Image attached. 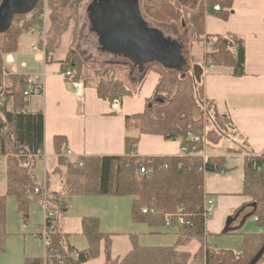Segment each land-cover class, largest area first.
Wrapping results in <instances>:
<instances>
[{"label":"trees","instance_id":"1","mask_svg":"<svg viewBox=\"0 0 264 264\" xmlns=\"http://www.w3.org/2000/svg\"><path fill=\"white\" fill-rule=\"evenodd\" d=\"M6 0H0V7ZM86 0H36L33 15L19 13L14 16L12 25L4 32L0 50L16 53L19 50L20 38L37 25L43 24L46 9L54 27V18L58 16L63 4L78 13L81 4ZM146 16L162 24L178 25L187 23L194 44L202 48L211 46L203 61L191 60L200 65L203 71L206 66L230 68L234 77L246 75V48L244 41L234 34L226 36H209L205 31L206 5L202 0L194 10L182 9L175 0H143ZM212 2V5H215ZM232 1L224 3L226 9ZM228 11L217 14L227 20ZM75 20L76 17L74 18ZM78 26V25H77ZM67 30V27L59 34ZM77 31H74V43L69 51L63 70L73 67L77 71L76 80L85 85L96 84L99 98L111 103L116 99L134 96L136 93L117 78L115 69L107 67L96 69L93 76H86L87 66L76 49ZM58 48L56 41H49L47 53H54ZM2 58L0 55V72ZM149 70L160 76L161 86L166 87L164 100L147 101L143 114L127 117V128H137L142 134L162 136L166 141L179 142L183 148L196 149L198 155L176 157H138L135 156L139 139H126V154L122 157H86L83 165L80 161L72 163L63 153L66 138H55V151L59 157V167L54 174L66 180V195L49 194L51 207L65 210L67 199L75 196H117L131 197V218L135 223L146 224L152 228L166 226L165 216L174 215L183 209L190 225L180 226L174 220L173 225L179 229L178 239L172 247H142L138 238L132 237L133 249L123 259H112L111 234L100 230V220L95 217L83 221V235L88 240L89 248L79 252L69 242V236L58 231L50 233L46 244L47 253L60 255L61 260L27 259L25 264H85L101 254L102 242H105L107 264H250L264 246V231L243 236L242 251L211 249L206 243V220L204 205L206 199L205 184L208 174L226 169V158L222 156L203 157L208 143L207 132L212 126L221 137L228 136V117L219 114L215 101L205 94L203 79L195 70L169 68L161 63H151ZM26 77L12 78V96L0 99V160L7 162V196H15L19 213L24 221L28 219V208L31 202L42 197L36 189L42 187L34 173L36 155L45 150V118L43 114L27 112L28 103L24 102V91L27 87ZM143 81H140V85ZM140 88V87H139ZM139 88L137 92L139 91ZM15 99L13 110L8 109L11 99ZM200 110L199 118L196 111ZM246 150L230 148L229 153H249ZM27 163L28 167H24ZM145 166L148 173L141 174L139 167ZM65 168V171L63 170ZM245 196L255 205L251 218H256L259 228L264 230V155H251L245 166ZM7 196H0V254L6 250L7 240ZM154 210L155 214H144L143 210ZM240 211L236 212L237 215ZM227 234H231L228 232ZM201 243L200 250L193 256L182 252L180 247L191 241ZM78 257H74V254ZM258 264H264V256Z\"/></svg>","mask_w":264,"mask_h":264},{"label":"crops","instance_id":"2","mask_svg":"<svg viewBox=\"0 0 264 264\" xmlns=\"http://www.w3.org/2000/svg\"><path fill=\"white\" fill-rule=\"evenodd\" d=\"M103 1L106 0H93L88 5L87 12H90V15L87 17L90 21V30L81 18L79 23H68L67 30L61 36L51 32V22L46 23L48 31L46 34H42L38 28L39 25H37L20 38L18 52L12 53L15 54L18 61H24L28 64L25 71L27 75H45V93L43 96L31 100L27 112L43 114L45 118V150L42 152V157L36 158L34 173L38 180L36 169H38V166H42L44 174L43 176L40 175L39 178L43 177V183H40L39 180L37 182L45 186L51 195H66L65 178L54 174V171L59 167V157L55 151V138L58 136L66 138L63 153L72 163L86 157L125 156V144L128 137L139 139L135 156L146 158L182 155L183 147L179 142L166 141L158 135L142 134L137 128H127V117L143 114L148 100L153 99L154 103L158 99L164 100L166 87L161 86L159 74L149 70L150 63L135 66L134 63L124 57L100 51L98 37L93 30L90 16L92 15V9ZM131 1L138 3L141 17L150 29L160 31L166 38L178 41L171 34L166 33L165 29L171 28L167 25L157 24L146 17L141 0ZM194 1L183 0L182 3L187 4L186 9L191 10V8L196 7V10L202 0H199L197 4L196 2L194 4ZM34 4L35 2L24 8V13L27 12L28 17L35 13L33 11ZM192 5L196 6L190 7ZM83 6H86V4H83ZM227 13L229 14L227 20L214 14H207L205 31L209 36L234 34L244 41L246 75L237 78L233 76L232 69L222 67L206 66L202 71L200 65H194L191 60V57H194L197 61H203L204 59L205 55L203 54L201 57L195 55L196 47L191 49V66L184 58L186 60V70L196 71L198 77L203 79L206 97L215 101L219 114L229 119L228 136H219L212 126H209L207 132L208 143L205 155L226 158V169L208 174L205 184L206 198L213 199L215 207L213 214L206 220V243L215 251L220 250L212 245L210 238L211 236L225 234L224 231L229 219H232L229 232L242 236V244L244 235L257 234L247 233L244 230L249 228L248 231L257 232V228H259L257 219L251 218L254 205L251 199L244 194L245 166L247 158L251 155H264V0H234ZM77 25H79V31H77ZM74 31H77L76 49L90 69H99L91 67V65L98 62L103 67H112L117 70L121 68L120 70H124L128 75V84L122 81L136 94L120 99L118 109L114 108L113 103L99 98L95 83L85 85L84 97L81 101L77 97L72 83L64 78L62 74L63 65L74 43ZM3 34L4 32L0 31V42L4 40ZM67 37L71 41L65 46L64 38ZM49 41H56L58 48L54 52L53 61L47 63L44 48ZM33 47H37V50H33ZM62 52L63 56L61 58ZM59 56L60 58L57 60ZM86 56L87 58H85ZM97 57L96 61L95 58ZM91 71L89 70L87 73ZM140 81H143L141 86H139ZM138 88L139 91L137 92ZM196 116L199 118L200 110L196 111ZM225 142H229L230 145H225ZM244 145L248 146L251 152L250 155L246 152L243 154L228 152L230 148L246 150ZM66 151L70 152V156L66 154ZM0 163L4 166V171L1 170L0 166V184L2 185L0 196H6V159L0 160ZM63 170L65 171V168ZM132 200L131 197H129V201H126L117 196H75L68 198L66 200L67 208L63 210L64 215L61 218V226L57 227V231L68 235L70 244L77 251H86L89 248V243L83 235V221L86 218H98L101 232L112 235L111 253L113 261L123 259L133 249V236H136L139 240L140 236L148 235L145 233L137 234L138 229L148 231L150 228L152 229L150 232L152 236L157 234V230L163 229L152 228L146 224L133 221V224H131L129 221L127 224L132 225V231L134 232L129 234L112 232L113 230L108 228L109 222L116 224L117 220L121 218L115 217L114 219L109 216L117 215V207L121 206V209L125 210L123 215L127 216V219L125 217L121 220L123 223L127 221L128 216L131 218ZM238 211L240 212L236 215L235 213ZM30 217L34 218L33 212L26 221L22 219L24 225L21 227V232L26 239L34 235L32 226L29 223ZM146 226L148 228H145ZM164 229L173 230L176 238L173 245L140 246H174L178 239L179 229L175 226L170 228L165 226ZM259 229V233L264 231L261 228ZM42 233L43 229L40 233L35 234L37 241L42 238ZM10 236L11 234L8 232L6 250L0 254V264H25L27 259H45L47 257L46 245L44 256H42L44 249H37L34 253H30L27 249L20 248L18 243L11 241ZM200 248L201 243L193 240L189 245L180 247L179 250L194 256ZM226 251H233L237 254L241 252H236V250ZM85 264H107L104 241L102 242L100 256Z\"/></svg>","mask_w":264,"mask_h":264},{"label":"rangeland","instance_id":"3","mask_svg":"<svg viewBox=\"0 0 264 264\" xmlns=\"http://www.w3.org/2000/svg\"><path fill=\"white\" fill-rule=\"evenodd\" d=\"M92 1L93 0L84 1L81 4V6L79 7L77 14H75V12L69 7L68 4H63V6L61 7L60 13L58 14V16H56L54 18V21H55L54 27H53L51 19H50V13L51 12L48 9H46L45 14L43 16V24L41 25L40 32L42 34H46L48 32L47 27H46V23L48 24L49 22H51V32L57 33L59 35L63 31V29L67 26L68 23H70V22L71 23H73V22L79 23L80 18L86 24V27L88 28V30H90V27H91L90 21L87 17L90 15V12H87V8H88V5ZM175 1L180 5V7L182 9H186L188 7L187 4L182 3L183 0L182 1L181 0H175ZM119 2L123 6L127 4L130 7H133V5H131L130 0H119ZM141 2H142V6H143V12L145 14L143 0H141ZM195 2L197 4V2H199V0H195L194 4H195ZM83 4H86V6H83ZM133 4H135L138 7V4L136 2H134ZM193 6H196V5H192L190 7H193ZM195 8L196 7L191 8V11H194ZM187 10H189V9H187ZM75 17L77 20L74 19ZM141 20L143 21L144 19L141 17ZM149 20H151V19H149ZM151 21H153V20H151ZM153 22H155V21H153ZM155 23H157V22H155ZM157 24H162V23H157ZM162 25H167L169 28H171V29L167 28V30L165 29L166 33L171 34V36L176 38L178 41H174L173 39L166 38V36L163 35L162 32L152 29L151 31H149V34H148V39H147L148 40V42H147L148 46L155 48L162 41H169L172 45H175L177 47V49L179 48V45L181 47L183 46L182 47V49H183L182 54H183L184 58L187 60L188 65L191 66L192 63L190 61V57H191L190 46L192 45V41H191V36H190V26L187 23H183L180 25H178L176 23L162 24ZM95 27L99 28V25H96ZM148 27H149V25H148ZM164 28H166V27H164ZM77 31H79V25L77 26ZM69 41H71L70 38H68V37L66 39L64 38L65 46L68 45ZM211 46L212 45H208L204 49V48L198 46L197 44H194L193 47H196L195 55H197L198 57H201L202 54L205 55L206 52L211 50ZM99 49H100V51H102L101 47ZM63 52H64V50H63ZM63 52H62V54L60 53L61 58L63 56ZM59 58H60V56L57 58V60H59ZM85 58H87V56ZM95 59L97 61L98 57ZM185 64L182 67L174 66L175 65V61H174V65L168 66V67L174 68L177 70L180 68H184V70H185L186 69ZM86 66L88 67V65H86ZM91 67H95V68H99V69L107 68V67H103V65L99 64L98 62L91 65ZM88 68H86V69H88ZM120 69L121 68H118V70L117 69L115 70V74H116L117 78L120 80H123L126 84H128V82H127L128 75L126 74V72L124 70H120ZM89 70H92V71L90 73H87V71H89ZM89 70H85V73H86V75L91 77V76H93V71L96 69H90L89 68ZM225 145H230V143L225 142ZM202 155L204 157L205 153ZM0 166H1V170L4 171V166L3 165H0ZM36 174L38 176L39 182L43 183V177L39 178L40 175L43 176V174H44L42 166H38V169H36ZM36 180H37V178H36ZM1 187H2V185L0 184V188ZM88 197H91V196H88ZM122 198L125 199L126 201H129V197H127V196H124ZM32 212L34 213V218L30 217L29 223L32 226L34 235L31 236L29 239H26V237H24L23 233L21 232V227L24 225V223H23L21 214L19 213L17 199L15 196H12V195L7 196V214H8V226H7L8 229L7 230L11 234L10 240L15 242L16 244L18 243L20 248H23V249L25 248L30 253H34L37 249H40V250L44 249L43 255H42V256H44L45 255V245L47 242L45 241V238H41L37 241L36 235H35V234L40 233L41 229L44 230V228H45L46 212H45V203H44L43 198H41V200H36V201H33L30 203L29 208H28V216ZM124 212H125V210L121 209V206H120V207H117L116 213L118 216L114 215V216H109V217H112L114 219H115V217H118V218H121L122 220L125 219V217H126V219H127V216L123 215ZM119 213H120V215H119ZM55 215H56L57 227L58 226L60 227L61 226L60 225L61 224L60 223L61 218L63 217L64 212L61 209H56ZM121 219H118L116 224L109 222L108 228H110V230H113L112 232H115V233H125V234L128 233L129 234V233L134 232V231H132L133 229L131 227L132 226L131 224H133V222H132L130 216H128V220L125 221L124 223ZM129 221L131 222V224H130L131 226H129V224H127V222L129 223ZM145 228H148V226H146ZM159 229H162V228H159ZM151 230L152 229L149 228L148 231H142L140 229H138L136 231V232H138L137 234H144V233L148 234L147 236H140L139 237L140 238L138 240L139 245L169 246V245H173L176 241L173 230H165L163 227L162 230H157L156 231L157 234L153 235V236L150 233ZM244 230L247 233H259L260 232L259 228H257V232L248 231V230H250L249 228H245ZM8 232H7V234H8ZM210 242H212V245L219 250H236V252L242 251V236H240V235L222 234L220 236H211ZM25 245H27V246H25Z\"/></svg>","mask_w":264,"mask_h":264},{"label":"water","instance_id":"4","mask_svg":"<svg viewBox=\"0 0 264 264\" xmlns=\"http://www.w3.org/2000/svg\"><path fill=\"white\" fill-rule=\"evenodd\" d=\"M35 1L6 0L0 7V31L5 32L12 25L14 16L24 13V8ZM106 2L108 4L105 6L103 3L95 6L90 16L102 52L124 57L136 66L161 63L168 67L174 65L175 61L174 66L182 67L186 63L180 45L177 49L169 41H162L155 48L148 46V34L152 29L141 20L139 7L133 4V1H131L133 7L127 4L123 6L116 0ZM96 25H99V28H96ZM231 223L232 219H229L225 234L231 230ZM263 256L264 246L250 264H258Z\"/></svg>","mask_w":264,"mask_h":264},{"label":"built area","instance_id":"5","mask_svg":"<svg viewBox=\"0 0 264 264\" xmlns=\"http://www.w3.org/2000/svg\"><path fill=\"white\" fill-rule=\"evenodd\" d=\"M206 5V14H214L217 15L221 13L222 11H229L230 7L228 6L226 9L223 7L224 3H229V1L234 0H203ZM212 2H215V5H212ZM39 29L41 26L38 27ZM33 50H37V47H33ZM44 54H45V61L47 63H50L54 59V53H47L46 47L44 48ZM0 55L2 57V67L0 72V99L6 97V96H12L13 90V83L12 78L14 76H24L26 77L27 81V87L24 91V102L30 103L31 100L35 97H41L45 93V75L44 74H35V75H27L25 73L26 69L28 68V64L24 61H18L15 54L12 53H5L2 50H0ZM63 76L65 79L70 81L75 89V93L77 97L82 101L84 97V90H85V84L82 81H77L75 78L77 76V71L73 67H67L66 70H63ZM15 103V99L12 98L10 103L8 104V109L13 110V105ZM113 106L115 109H118L120 107V99H116L113 102ZM65 148V144H64ZM66 154L70 156V152L66 151ZM182 155L186 156H194L198 155L196 149L189 150L187 148H182ZM43 153L39 151L36 155V157H42ZM205 158H207L206 155H204ZM80 164L83 165V161L80 160ZM24 167H28V164L25 163ZM139 171L141 174L148 173L145 166L141 165L139 167ZM65 191L67 192V187H65ZM36 194L41 195V197L44 199L45 203V212H46V222H45V228L42 233V238H45V241L48 243V237L50 233L57 231V224H56V215L55 210L51 207V204L49 203L50 195L46 189L45 186H42L40 188L36 189ZM214 200L210 198L205 199V205H204V219L207 220L214 212ZM144 214L153 213L155 214L154 210H143ZM176 220L178 225H190L191 222L188 221L183 209H180L176 214L171 215L167 214L165 216L166 221V227L170 228L173 227V222ZM46 243V244H47ZM74 257H78V255L75 253ZM61 256L54 253L49 252L47 253V259L49 261H52L54 259L61 260Z\"/></svg>","mask_w":264,"mask_h":264},{"label":"flooded vegetation","instance_id":"6","mask_svg":"<svg viewBox=\"0 0 264 264\" xmlns=\"http://www.w3.org/2000/svg\"><path fill=\"white\" fill-rule=\"evenodd\" d=\"M106 1H107V0H106ZM97 3H99V2H97ZM102 3H103V4H102L103 6H105L106 4H108V2L105 3V1H103ZM135 66H136V65H135ZM139 66H143V64H141V65H139Z\"/></svg>","mask_w":264,"mask_h":264}]
</instances>
